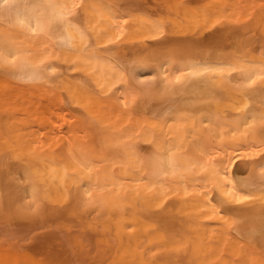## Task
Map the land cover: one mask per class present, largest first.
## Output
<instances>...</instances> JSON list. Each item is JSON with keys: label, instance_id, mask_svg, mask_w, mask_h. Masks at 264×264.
I'll use <instances>...</instances> for the list:
<instances>
[{"label": "bare ground", "instance_id": "obj_1", "mask_svg": "<svg viewBox=\"0 0 264 264\" xmlns=\"http://www.w3.org/2000/svg\"><path fill=\"white\" fill-rule=\"evenodd\" d=\"M13 1L4 5L6 12L17 8ZM56 1H20L18 22L22 20L21 24L15 22L16 15L11 18L13 16H5L8 13L4 11L0 13L4 23L13 19L20 27L16 29H21L16 31L20 35H11L14 30L10 27L14 23L9 20L7 27L1 28L9 29V33L13 31L11 37L16 35L18 40L9 38L19 46L14 51L13 44L6 43V38L0 34L4 38L2 44L3 38H0V45H11L12 49L5 46L0 51L9 50L14 59L19 58L15 60L18 64L13 61L18 68L12 67V60L8 62L9 55L6 64L10 65L5 68V62L0 60V66H4V71L14 68L6 71H14L17 79H23L20 78L21 82H27L24 79L28 84L32 82L29 88L20 87L25 89L19 93L26 92L31 98L24 100L25 95L22 96L23 103H19L23 105L22 111L17 103L13 104L18 106L15 112H20L8 109L14 118V122H10L23 131L30 126L36 128L34 134L44 138L47 144L55 139L56 143H51L53 150L58 148L54 143L66 145L65 155L59 154V149L64 154L60 147L57 154L50 156L53 163L50 160L42 169L46 180L41 181L39 172L37 174L41 183L48 182L46 189L50 187V197L53 195L57 202L61 198L68 204L65 207L68 216L81 210L85 214L93 213V209L105 218L102 226L96 228L100 227L101 231L103 228L101 236L113 258L105 261L102 256L103 264L108 260V264L111 260V264H264V86H260L262 93L259 88L255 92L257 84L264 85V58L255 60L253 56L254 61H251L248 55L250 63L243 66L245 60H237L241 64L235 60L237 67L234 62H225L227 59L194 62L192 57L180 56L183 60L177 61V56L176 60L172 57L164 61L168 69L165 66L163 70L162 65L157 68L158 65L147 73L151 64L140 63L148 68L139 70L141 66L137 63L139 68L134 65L137 70L124 65L129 69L127 73L114 59L115 53L121 57L119 48L115 47V51L114 47H108L107 52L114 55L112 58L106 54L108 48H103L105 54L100 49L101 54L97 46H89L78 37L75 31H80V27L67 19L71 15L72 0H65L66 3L59 0L58 6ZM96 4L89 7L98 17L89 14L88 17L100 19L99 22L93 18L90 22L98 23H88L90 18L86 17L84 23L94 25L85 29L97 36L104 24L103 17L99 16L101 8ZM173 10L185 14L189 8ZM82 12L86 14L85 10ZM60 19L61 25L66 21H69L68 26L69 23L75 25V30L68 27L74 30L75 38L66 41L72 42V46L63 41L65 45H62L60 41L59 49H63L56 54L57 39L62 40V34L58 37L57 34L64 31L66 38L71 36L66 26H63L66 31L62 26L63 31L57 30ZM9 23L13 25L8 26ZM67 31L70 34L66 35ZM73 42H77L76 45ZM59 51L65 55L57 58ZM54 55L58 56L54 58ZM65 57H69L68 63L74 60L72 65L79 70L82 68V73L84 69L85 77L84 74L82 78L58 74L54 60L62 58L63 61ZM171 60L176 62L170 64ZM232 65L240 69L235 70ZM17 69L19 75L15 74ZM144 71L150 75L148 79L142 78ZM260 76L261 80H257ZM254 79L258 81L256 88ZM211 88L217 92H210L208 96ZM195 91H206L208 97L203 100L207 101L174 103L179 93ZM181 95L179 97H183ZM11 98H8L9 103L4 101V105L13 107L10 102L13 103L15 97ZM151 100H161L162 107L160 104V108H151ZM21 131L22 137L24 132ZM28 132L33 130L30 128ZM18 136H10V139ZM38 139L34 141L39 143ZM39 164L38 161L37 168ZM43 184L46 187L47 184Z\"/></svg>", "mask_w": 264, "mask_h": 264}, {"label": "rangeland", "instance_id": "obj_2", "mask_svg": "<svg viewBox=\"0 0 264 264\" xmlns=\"http://www.w3.org/2000/svg\"><path fill=\"white\" fill-rule=\"evenodd\" d=\"M9 1L11 2V0H0L1 15L3 11L6 12V8L4 9V5L7 6V4H10ZM14 1V6L17 7L16 9H13L14 12L13 10H11L10 12H6V14L8 13L7 15H5V13H3V15L9 17L13 16L11 18H14V15L18 17V14L21 13V10L18 7L22 6V0ZM57 1L56 4L58 6L59 3H57ZM88 1H93L94 4L97 3L96 5H99L100 7H98L101 8L102 14L99 16L103 17L102 24H104V27L102 28L100 27V25L97 26L100 27L99 29L102 28L100 30L101 32L98 33V35L100 34V37L93 34L90 30L86 31V29H90L92 26H94L91 25L94 21L90 22V20L96 19L94 17V19L92 17L91 19L90 16L95 15L96 17H98V15L93 14L94 11L91 7H89V5L94 6V4H90ZM71 5L72 6L69 5V8L72 7V10L70 9L72 12H69V14L71 13V15L67 16V19L69 21L72 20V23L80 27V31H77V29L74 28L75 25H71V23H69V25L74 28V30L76 29V34H79L78 37H81L85 41L84 43L89 44V46H97L96 48L101 54L105 50V48L108 47H114V49H111L115 51L118 48H121L122 51L119 49L117 50L118 53L121 52V57L119 58L116 53L114 58L112 57L114 55L111 56L110 54L111 51L109 53L107 52L110 50V48L105 51L106 54L108 53L107 56L110 55L115 59V61L117 60V64L120 65V67L122 66V69L125 68V65L126 68L129 69L131 66H133L131 67L133 70H137L136 68H139V66H141L139 70H146L145 68L147 66H142L151 64L150 66H152V68H150V70L147 67V73H149V71H153V67H157L158 65L159 66L157 68H160V66L162 65V67L164 66L163 70H165V66L168 69L165 63L168 60L172 59V57H174V60H176L177 56L179 57L177 61H180V59H182L180 58V56H183V59L187 58L185 56H189L190 58L192 57L194 58V62H196L197 59L198 61L203 60L201 62H206L208 60L211 61L212 59H220L219 61H221L222 59H227L225 60V62L228 61L230 62L229 64H232L235 60L236 62L237 60L242 62L243 60H245V62L243 63L238 61L240 64L242 63L243 66H246L248 63H250L248 61L251 60V57V61H254V59L259 60L264 58V0H72ZM59 7H62V4ZM181 7H188L189 10L185 14L176 13V11L173 10L175 8ZM99 8L97 10L93 7L96 12L99 11ZM61 9H63V7ZM84 10L87 16H85L86 14H82L84 13L82 12ZM90 13H92L93 15ZM88 14L90 15L89 17ZM86 17L90 18L89 21L87 18V21L91 24L86 23L85 25L84 21L86 22ZM58 18H61V16H58ZM19 19L20 18L18 17L16 19L17 21L15 22L21 24L22 20L18 22ZM67 19H64V21H66ZM8 20L7 22L10 21ZM12 20L10 22L14 23ZM96 20L98 21L100 19ZM60 21L61 19L59 20V22ZM69 21L65 22L67 25L64 23L63 25H61L62 22H60V28H57L58 25L56 26L57 30H61V26H66V28L70 27L68 26ZM7 22L4 23L3 17H0V29H3V26L5 27L7 25ZM98 22L95 21L94 23L97 24ZM12 23H9L8 26H12ZM18 24L16 26V24L14 23V26L10 27V30H14V32L10 31V33L13 32L11 35L19 34L18 32H20L21 29H16L19 27ZM89 26L91 27L89 28ZM63 28L66 31V28ZM99 29L97 30L98 32ZM8 30L9 29H7V31L2 30L0 32V34L4 35L3 37L6 38L4 40L3 37H0L3 38L1 39V44L4 43L2 40H4L6 43H11V45L13 44L12 47H15V49L13 48L14 51H17V46L19 45L16 44L19 43L16 42L15 44V41H13V39H17L18 37H16V35H14L15 37H11ZM57 30L55 31V35L57 34ZM74 30L71 29V32L68 28L71 36H67V38L66 36H64L63 29L61 30L63 31L62 33L58 31V33L60 34H57V37L58 35L62 34V40H60L59 37L58 42V39L56 37L58 43V46L56 45L55 50L56 54L58 50L63 49H59V46L61 44L65 45L64 43H67L68 45L72 46V42L68 43L66 41L69 38L70 41L71 39L75 38L73 34ZM68 31L66 32V35L70 34ZM7 33L10 36H5L7 35ZM7 37L13 38H9L12 40V42ZM62 37H64L65 39ZM78 39L81 40L80 38ZM6 40H8L9 42H7ZM79 42L82 44L81 41ZM74 43L75 42H73V44ZM3 45H0V48L3 47ZM9 46H6L8 47L7 49H10ZM100 49H102V52L100 51ZM10 50L12 51V49ZM147 50L148 53L146 52ZM151 51L152 54L150 53ZM0 52L2 53V50ZM60 52L62 51H59V57L57 58H60L61 55H65V53L63 52V54H60ZM3 53H5L6 55H2ZM3 53L0 54V60H2V62H5L6 68V66H8L9 64H6V61L11 56L12 52H9V50H5ZM147 54L150 55L148 56ZM8 55L9 57L7 58L6 56ZM58 55H54V58H56L55 56ZM248 55H251V57L249 56V60L247 59ZM253 56L255 57L254 59ZM231 57H235L236 59L233 60V58ZM14 58L15 56L12 55L8 62L11 60V62H16L18 61L17 58L19 57H16V59ZM62 58L64 59V57ZM62 58L59 60L55 59L57 61L54 60L55 64L53 63L56 66L55 69H57L58 74L60 72V74L65 75V77H83V74L85 73L84 69L82 70V73V68L79 70L78 67V69L74 67V65H72V63L75 62L73 59L71 60H73L74 62L71 61L72 63H68V61H70L69 57H65L68 60L65 59L63 61ZM230 58L231 61H229ZM66 60L67 62H65ZM174 60H171L170 64L176 62ZM160 61H163V64L160 63ZM14 62L13 64L11 63L12 67L14 66V68H18V62H16L17 64H14ZM137 63H139V66ZM140 63H143L144 65H140ZM233 64L237 66L235 62ZM127 65H129V67ZM134 65H137L136 68L134 67ZM234 65L232 66L235 67ZM76 66L78 65L76 64ZM3 67L4 66L2 65L0 66V264H103V261H106L108 257L110 259L113 258V255H110V249L106 247V243L104 242V238L102 237L103 228H101L102 231L99 230V228L102 226L103 219L105 218L103 216H98V212L95 213L96 210L93 209H91V212L93 213L85 214V212L81 210V212L79 211V213L78 211H76V214L73 212L74 215L72 214L68 216L66 215L67 209L65 208L68 207V204L63 202L60 197H58L60 198L58 200L59 202L53 200V195L51 196L52 198L50 197V194L48 192L50 190V187L48 188V191L46 189L48 186V182L41 183L42 180H46V176H42L44 174H42V169L46 167L45 164L50 163V156L52 157L54 155V152L57 154L60 147L62 148V150H64L63 148L66 145H62L61 142H59V144H55L56 142L54 141V139L52 142H55L54 146H57L58 148L56 150H53L51 148L53 145H51V140H49L50 144H47L44 138H41V136L38 134H34L36 128L30 126L27 127V129L24 128L25 131H23L20 126H14L13 124L15 123L10 122V120L14 122L12 112L14 113V108L18 107L17 105L14 106L13 104L17 103L19 105V108L21 107V111L23 109V105L19 103L23 100L22 96L27 93L25 92V94L23 93V95L20 94L19 92L21 91L22 93V90L25 89V87H23L24 89L22 88L21 90L20 87L26 86V88H29L28 86H30V83L32 82L30 81V83L28 84V80L25 79L24 81L27 82H21L20 80L22 78L20 77L21 79H17L18 76L16 75V77L14 75V71L13 73H7L8 69L10 68L7 67L8 69H5L4 71ZM12 67L10 70L14 69H12ZM126 68L124 69V72L127 71V73H129V69L127 70ZM234 69L232 72L235 73ZM239 69L240 67L235 70ZM242 69L244 70L245 68L243 67ZM146 72L144 71V73L142 74L143 79H148L150 76L149 74L147 75ZM15 74H20V72L18 73V69L17 71H15ZM235 74H237V71ZM263 76L264 75H262V77ZM260 78L261 76L257 78V80H259ZM253 81L255 83L256 80L254 79ZM250 82L248 83V86L252 88V85L250 86ZM257 83L258 81L253 84L255 88ZM261 83L263 84V82ZM260 86L261 88H263L262 86L264 85L257 84V91L255 92H258L260 90V92L262 93V89H260ZM26 90L28 91V89ZM195 92L196 93L193 92V94L181 92L182 95L184 93L186 94H184L183 97H179L181 95V93H179V95L175 96L174 103L177 102V104H180L183 102V100V104H187V102L190 103L191 100L193 103H200L199 100H201V102H206L207 100L203 99L207 98L209 94H211L210 92H213L212 94H214L217 92V90L214 91V88H211L208 91V96L207 94H205L207 93L206 91H204V93H202L203 91ZM10 94H13L11 97L14 96V100L16 101L11 103L12 101L10 100V105L13 107H10L8 104L7 106L4 105L6 103H4V101H7L8 98H11ZM5 97L7 99H5ZM30 98V95H25L24 100H29ZM11 99L13 100V98ZM178 99H181L182 101L180 100L179 102ZM161 100H151V108L155 106L159 107V105L161 104ZM166 102L164 103L167 104ZM21 103H23V101ZM165 104L163 106H165ZM3 106H6L4 107V113H2ZM10 108L12 109V112H8V109L10 111ZM17 112H20V110L16 111L15 113ZM22 113L23 112H21L20 114ZM30 128L31 130H33V132H28L30 131ZM20 129L24 132V135L30 136V139L27 140V136L23 137L24 135L21 137L23 133L19 134L21 131ZM9 130H12L13 133H10ZM26 130L28 133H26ZM16 131H18V137H21V139L19 140L18 137L10 139V136H17V134H14V132L16 133ZM37 137H40V139L42 140L40 141ZM22 138H25L26 140H22ZM37 139L39 143L36 142ZM43 140L46 144L42 142ZM50 148L52 149L51 151ZM49 152H52V154L50 155ZM59 154L65 155V150L63 154V151L62 153H60L59 149ZM42 159H44L45 161L42 162ZM38 161L40 162V164L37 168ZM51 161L53 163V160ZM35 169L37 170L35 171ZM38 172V177L41 179V181L37 178ZM43 183L47 184L46 187ZM86 212H89V210H87ZM150 221H152V224H154L153 218H151ZM97 226L100 227L96 228ZM100 231L101 233L98 234V232ZM103 246L107 250L104 249ZM105 250L108 251V255H106L107 252ZM102 251H105L106 254ZM102 256H104L106 259L104 258V260H102ZM112 261L113 260H111V263ZM108 262H110V260H108ZM108 262H104V264H108Z\"/></svg>", "mask_w": 264, "mask_h": 264}]
</instances>
